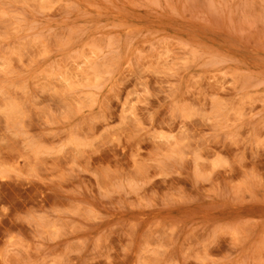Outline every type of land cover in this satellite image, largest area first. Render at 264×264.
Instances as JSON below:
<instances>
[{
  "label": "rangeland",
  "instance_id": "374dc122",
  "mask_svg": "<svg viewBox=\"0 0 264 264\" xmlns=\"http://www.w3.org/2000/svg\"><path fill=\"white\" fill-rule=\"evenodd\" d=\"M0 264H264V0H0Z\"/></svg>",
  "mask_w": 264,
  "mask_h": 264
}]
</instances>
